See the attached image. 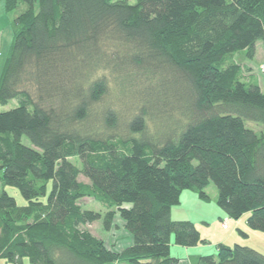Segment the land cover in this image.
<instances>
[{"label": "trees", "instance_id": "trees-1", "mask_svg": "<svg viewBox=\"0 0 264 264\" xmlns=\"http://www.w3.org/2000/svg\"><path fill=\"white\" fill-rule=\"evenodd\" d=\"M1 1L16 16L0 105L17 106L0 112V259L180 264L173 246L208 243L172 210L185 191L211 203L212 184L226 218L250 214L247 227L264 234V93L232 60H253L264 42V0ZM111 78L148 86L128 121L107 101ZM83 198L110 212L105 230L119 215L129 255L84 230L100 217ZM186 264H264V255L219 244Z\"/></svg>", "mask_w": 264, "mask_h": 264}, {"label": "rangeland", "instance_id": "rangeland-1", "mask_svg": "<svg viewBox=\"0 0 264 264\" xmlns=\"http://www.w3.org/2000/svg\"><path fill=\"white\" fill-rule=\"evenodd\" d=\"M131 4L135 3V0H129ZM15 14H7L5 12V3L4 1L0 2V72L4 65L8 49L12 42V35L10 31V24L14 19ZM232 58V57H231ZM232 60H234L237 64L241 66L244 74L253 75L256 77L261 90L264 93V73L262 71V67L264 66V42L261 41L256 46V55L253 60H249L244 53H239L235 55ZM112 87L110 95L107 99L108 102L113 103V106L117 108L121 114L124 121H128L130 118L131 112L137 109L138 105L141 104L138 101V97L144 94L148 90V86L146 83H142L141 81H133L131 83H124L123 86L119 84L120 79L111 78ZM17 106L16 101H11L7 106L3 107L0 105V112H6L14 109ZM164 108V107H163ZM166 108V109H165ZM163 110H168L165 107ZM133 109V110H132ZM158 112L162 111V109H157ZM153 113L156 112L153 109H150ZM157 113V112H156ZM162 113V112H161ZM157 114V116L161 115ZM171 113V112H169ZM176 113V112H175ZM167 114V112L162 113V115ZM168 117V116H167ZM159 118V117H158ZM164 117H162L163 119ZM156 119V118H155ZM157 120V119H156ZM155 121L151 120L150 127L152 129H156ZM247 126L253 128L255 130H259L260 126L247 123ZM24 144L27 146H31L29 140L27 138H23ZM71 162L81 169V164L77 158L71 159ZM79 180L85 183L89 181L84 177L80 176ZM1 189V188H0ZM6 192L12 196L19 206H25L26 201L20 194V192L13 187H6ZM208 194L211 198H214L217 195V188L214 184H212L208 190ZM182 197V196H181ZM80 207L84 211H89L99 215V219L94 223L89 224L84 227V230L89 231L94 237L103 241L105 246L113 251L118 256L121 255H129L130 248L133 243L132 236L125 229L124 222L121 220L118 214L114 215L111 221V226L109 230H105L104 223L107 219L108 214L110 213L105 208H103L97 201L93 198H83L79 201ZM180 207V208H178ZM175 207L173 216L177 211L181 212L177 215H180L181 221H192L196 224L199 229V232L202 236L203 240L207 241V245H200L203 248L201 251L202 256H210L217 255V246L219 244H224L227 246L240 245L243 247H249L257 252L264 255V240L256 238L254 235H250L249 237L244 236L238 229H234V237H238L237 243L234 239H226V237L230 236L232 232V227L227 230H224L222 227V218L218 217V207L216 205V201L214 203H204L199 200L198 196L192 192L185 191L184 196L181 200V205ZM183 214V215H182ZM176 220L177 217H174ZM179 220V221H180ZM232 219H230L231 221ZM235 222L238 220H234ZM206 222L208 225H206ZM248 233V231H247ZM254 233H261L255 232ZM261 235L264 236L263 233ZM227 240V241H226ZM185 249V248H184ZM187 252H183L182 248H178V246L172 247V256L175 259H179L180 264H186L189 262V257L186 254ZM141 262L143 264H156L154 260H148L144 257H141ZM0 264H11L7 263L5 260L0 259ZM24 264H31L28 259L24 260Z\"/></svg>", "mask_w": 264, "mask_h": 264}, {"label": "crops", "instance_id": "crops-1", "mask_svg": "<svg viewBox=\"0 0 264 264\" xmlns=\"http://www.w3.org/2000/svg\"><path fill=\"white\" fill-rule=\"evenodd\" d=\"M183 196H184V193L182 194L181 200H182ZM216 200H217V195H216L214 198H212V202H211V203H214ZM180 205H181V204H180ZM178 208H180V207H178ZM174 209H175V208H173V210H172V218H173V220H175V221H179L180 219H183V218H180V215H177V214L181 213V212H179V211H177V213H175L174 216H173ZM217 214H218V217L226 218L225 215H224L219 209H218ZM182 215H183V214H182ZM249 216H250V214H246V215H244L240 220H238V221H236V222H235L234 220H231V221L229 222V229H230L231 227H232L233 229H232V232L230 233V236H229V237H226L227 240L233 238L234 241H236L237 243H240V242L238 241V237H237V239H236V237H234V229H238V231L243 232V233L246 234L248 237H249L250 235H252V236L254 235L256 238L264 240V236L261 235V233H254V231L250 230V229L247 227V221H248ZM174 217H177V219H179V220H176ZM180 221H181V220H180ZM191 222H193V220H192ZM193 223H194V222H193ZM204 223H205L206 225L209 226V224H207L206 222H204ZM194 224H195V223H194ZM195 225H196V224H195ZM196 227H197V226H196ZM197 229H198V227H197ZM198 230H199V229H198ZM247 231H248V233H247ZM255 232H256V231H255ZM227 240H226V241H227ZM178 248H181V247H178ZM203 248H205V247L198 246V247L190 248V249H184V248H182V249H183V252H187L186 254H187L188 257L190 258V257H192V256H199V255H201L200 253H201V251L203 250Z\"/></svg>", "mask_w": 264, "mask_h": 264}, {"label": "built area", "instance_id": "built-area-1", "mask_svg": "<svg viewBox=\"0 0 264 264\" xmlns=\"http://www.w3.org/2000/svg\"><path fill=\"white\" fill-rule=\"evenodd\" d=\"M262 71L264 73V66L262 67ZM229 222H230V219L229 218H224L222 220V224L221 225H222V227H223L224 230H227L229 228Z\"/></svg>", "mask_w": 264, "mask_h": 264}]
</instances>
